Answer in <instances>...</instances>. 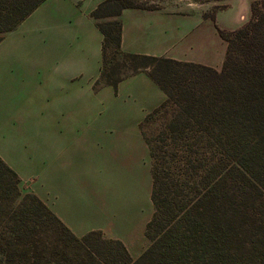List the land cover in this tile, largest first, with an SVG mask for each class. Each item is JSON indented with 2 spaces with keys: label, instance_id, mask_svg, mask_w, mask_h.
Wrapping results in <instances>:
<instances>
[{
  "label": "trees",
  "instance_id": "1",
  "mask_svg": "<svg viewBox=\"0 0 264 264\" xmlns=\"http://www.w3.org/2000/svg\"><path fill=\"white\" fill-rule=\"evenodd\" d=\"M42 1L0 0V40ZM110 3L119 9L114 14L100 13ZM260 6L255 4V13L239 28L218 29L226 42L219 71L123 53L119 22L98 24L103 35L102 65L95 87H115L126 77L147 72L166 96L139 124L151 161L153 214L144 232L150 244L137 259H131L120 241L106 239L99 231L75 237L35 195L21 193L17 175L0 158V203H15L17 220L9 219L13 234L21 238L46 216L62 239L79 242L83 254L77 264H264V212L260 218L251 212L256 200L264 203V183L259 189L247 176L255 177L247 162L243 164L249 158L247 148L260 159L264 153V11ZM126 7L155 8L105 0L91 16H116ZM149 125L156 127L154 132H147ZM232 150L235 154L228 153ZM233 156L238 157L235 163ZM234 173L241 180L234 179Z\"/></svg>",
  "mask_w": 264,
  "mask_h": 264
},
{
  "label": "crops",
  "instance_id": "2",
  "mask_svg": "<svg viewBox=\"0 0 264 264\" xmlns=\"http://www.w3.org/2000/svg\"><path fill=\"white\" fill-rule=\"evenodd\" d=\"M103 1L44 0L0 40V99L6 102L0 111V141L9 148L0 154L1 159L11 166L15 159L43 156L45 153L29 150L49 146L50 173H38L34 194L78 238L99 231L112 239L116 233L101 213V186L96 182L98 177L87 175L86 160L81 162V174L74 176L77 182L73 175L59 180L56 135L76 128L88 133L108 128L119 132L137 130L139 138H133L139 146L143 143L142 161L148 149L139 124L166 99L147 72L126 77L115 87L100 86L94 91L102 65L103 35L98 24L113 18L119 22L123 53L199 64L219 71L226 42L218 29H231L247 15L243 0L242 10H231L225 16L207 12L208 7L202 4L185 2L173 8L126 7L113 17H92ZM34 112L39 116L33 118ZM43 114L50 117V123H44ZM24 133L51 136L42 140L41 135H18ZM100 158L93 156L97 163ZM132 160V153L127 152L105 162ZM10 169L22 180L15 168ZM42 196H48L49 204Z\"/></svg>",
  "mask_w": 264,
  "mask_h": 264
},
{
  "label": "rangeland",
  "instance_id": "3",
  "mask_svg": "<svg viewBox=\"0 0 264 264\" xmlns=\"http://www.w3.org/2000/svg\"><path fill=\"white\" fill-rule=\"evenodd\" d=\"M123 2L143 5L145 7L162 8H173L178 4L193 2L202 4L205 8L208 7L207 12H212L213 14L218 12L220 16H225L231 10L235 11L238 9L240 11L244 6L243 0H123ZM262 2L264 0H245L247 5L246 19L243 22L234 23L235 25L231 29L220 30L229 31L242 26L249 20L250 15L255 13V4L259 7ZM260 8L261 11H264L263 6H260ZM118 9V4L110 3L100 13L114 14ZM110 16L113 17V15ZM109 21L112 22L115 19L113 18ZM110 51L109 49L108 56L112 54ZM117 58L121 59L120 53ZM120 73L122 74L123 72L121 71ZM99 87L93 85L94 91H97ZM5 103L4 98L0 99V111L2 107L4 108ZM32 115L35 118L39 116V113L34 112ZM43 116L44 123H50V117L44 114ZM155 128L154 125H149L147 132L152 133L155 131ZM124 132L108 128L102 132L88 133L76 128L74 132L58 133L56 136L59 143L60 155L57 175L60 181L66 179L68 175H73L74 178L75 175L81 174V162L82 160H86L85 169L87 175H90V177L95 176L99 179H96V182L101 186L99 195L100 206L103 208L101 213L106 219V223L109 226L112 224L111 230L116 233V236L112 240L120 241L129 252L131 259L135 260L150 244L144 236V232L146 223L153 214V206L150 200L151 161L148 151L146 158L141 161L140 151L142 150L143 143L139 146L133 138V135H137L139 138L137 130H134V132L131 130ZM18 135L20 137L26 135L28 138L34 135H41L42 140H49L51 136L50 133H24ZM8 150L7 143L0 141V154L2 155V153ZM29 151L32 153L40 151L45 154L37 158L35 155H32L24 159H15L14 165H8V167L15 168L21 174L22 180L17 175L21 193L35 195L34 190L37 189L36 184L38 183L37 176L40 175L38 173L41 171L45 174L50 173L51 161L49 154L51 150L47 146L44 149ZM126 151L132 153V161L127 163L115 162L114 164L105 162L111 161V157L113 156L126 154ZM247 151L249 158H246L247 160L243 164L247 162L255 177L249 174L247 176L250 180L252 178L253 183L262 190V184L264 183V153H262L263 155H261L260 159L257 157L256 151L252 152L250 148H247ZM262 152H264V149ZM136 153L138 156L135 155ZM228 153L235 154V151L232 150ZM95 155L99 158L101 156L99 163L93 160V156ZM237 158L233 156L232 162L235 163ZM68 165H71L70 169ZM233 178L237 181L241 180V177L237 173H234ZM74 180L77 182L79 179L75 177ZM35 196L41 200L40 197ZM42 197L48 202V196ZM44 204L49 209L48 205ZM254 204V210L251 212L257 214L255 218L262 217L264 203L256 200ZM14 206L15 203L13 202L0 203V264H46L49 260L50 264H77L80 262L83 250L79 242L73 243L62 239V235L56 229V225L51 223L46 216L38 220L35 230L27 229V231L23 232V236H20L21 238H17L13 234L11 229L12 223L9 220L10 218L17 220V217L13 216ZM42 220H45L44 223H42ZM112 221L113 223H111ZM103 237L108 239L107 236ZM66 242H69L68 246H66ZM67 258L68 260L70 259V262Z\"/></svg>",
  "mask_w": 264,
  "mask_h": 264
},
{
  "label": "bare ground",
  "instance_id": "4",
  "mask_svg": "<svg viewBox=\"0 0 264 264\" xmlns=\"http://www.w3.org/2000/svg\"><path fill=\"white\" fill-rule=\"evenodd\" d=\"M239 20L243 19V15L240 14L239 17H238Z\"/></svg>",
  "mask_w": 264,
  "mask_h": 264
}]
</instances>
